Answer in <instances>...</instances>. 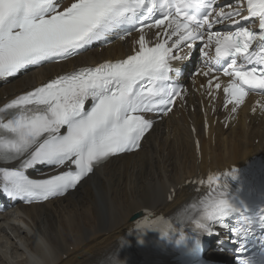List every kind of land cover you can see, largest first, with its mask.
I'll list each match as a JSON object with an SVG mask.
<instances>
[{
    "label": "snow or ice",
    "instance_id": "1",
    "mask_svg": "<svg viewBox=\"0 0 264 264\" xmlns=\"http://www.w3.org/2000/svg\"><path fill=\"white\" fill-rule=\"evenodd\" d=\"M215 3L71 0L64 7L58 0H0V79L29 66L67 60L118 29L140 33L135 54L60 75L0 106V165H12L0 166L5 190L29 203L48 201L76 189L109 158L140 148L145 133L154 127V117L168 115L174 104L186 99L184 90L173 86L171 62L178 58L174 50L192 49L198 41L202 49L215 45L214 57L203 52L209 57L203 75L210 77V95L213 79L214 88L221 89L222 71L229 78L222 90L232 112L249 92L264 96V0H246L244 8L239 6L243 0H237L229 11H217ZM237 17L255 18L259 31H213L214 25ZM146 28L159 30L153 33L152 46L146 41ZM38 165L51 171L30 178L27 170ZM235 174L233 169L224 175L235 179ZM219 179L208 176L209 188L217 187L193 205L195 214L187 217L193 235L211 234L216 226L228 228V217L238 211L228 198L227 184L220 185ZM136 230L141 236L158 232L162 241L175 246L188 238L184 231L178 232V239L173 237L177 229L163 217L145 220ZM249 238L245 233L244 239Z\"/></svg>",
    "mask_w": 264,
    "mask_h": 264
},
{
    "label": "bare ground",
    "instance_id": "2",
    "mask_svg": "<svg viewBox=\"0 0 264 264\" xmlns=\"http://www.w3.org/2000/svg\"><path fill=\"white\" fill-rule=\"evenodd\" d=\"M133 38L0 85V106L77 67L123 59L135 48ZM202 81L187 84L189 94L180 108L154 125L137 152L111 158L63 198L0 215V264H30L31 257L46 264H102L136 218L173 214L193 195L194 181L264 158V111L253 109L252 99L235 113L222 109L221 95L207 97ZM45 245L51 246V258ZM206 256L231 264L213 250Z\"/></svg>",
    "mask_w": 264,
    "mask_h": 264
},
{
    "label": "clouds",
    "instance_id": "3",
    "mask_svg": "<svg viewBox=\"0 0 264 264\" xmlns=\"http://www.w3.org/2000/svg\"><path fill=\"white\" fill-rule=\"evenodd\" d=\"M48 247V250H49V258H51V246L50 245H47ZM30 264H46V261L43 260V259H38L36 257H31L30 259Z\"/></svg>",
    "mask_w": 264,
    "mask_h": 264
},
{
    "label": "rangeland",
    "instance_id": "4",
    "mask_svg": "<svg viewBox=\"0 0 264 264\" xmlns=\"http://www.w3.org/2000/svg\"><path fill=\"white\" fill-rule=\"evenodd\" d=\"M170 138H172V136L170 135ZM170 138H168L166 141L167 142H169V143H171V139ZM221 145H222V142H221ZM146 166H150L149 164H145ZM147 170V168L144 166L143 167V171H146ZM156 172V171H155ZM142 174V173H141ZM62 203H64V201L63 202H61V204ZM79 211V210H78ZM77 210L76 211H74V214L76 213V212H78ZM76 215V214H75ZM54 223V222H53ZM58 224V220L56 221V223H54V226H53V228H52V230L53 231H55V226ZM72 250H73V248H72Z\"/></svg>",
    "mask_w": 264,
    "mask_h": 264
}]
</instances>
